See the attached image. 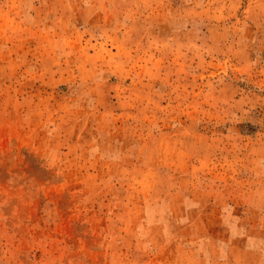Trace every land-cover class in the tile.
Instances as JSON below:
<instances>
[{
	"label": "rangeland",
	"instance_id": "1",
	"mask_svg": "<svg viewBox=\"0 0 264 264\" xmlns=\"http://www.w3.org/2000/svg\"><path fill=\"white\" fill-rule=\"evenodd\" d=\"M0 264H264V0H0Z\"/></svg>",
	"mask_w": 264,
	"mask_h": 264
}]
</instances>
